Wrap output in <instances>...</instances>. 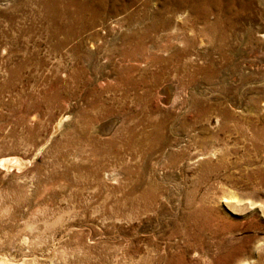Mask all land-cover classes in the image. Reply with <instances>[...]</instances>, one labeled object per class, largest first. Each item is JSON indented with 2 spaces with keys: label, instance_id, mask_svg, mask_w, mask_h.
<instances>
[{
  "label": "rangeland",
  "instance_id": "374dc122",
  "mask_svg": "<svg viewBox=\"0 0 264 264\" xmlns=\"http://www.w3.org/2000/svg\"><path fill=\"white\" fill-rule=\"evenodd\" d=\"M0 264H264V0H0Z\"/></svg>",
  "mask_w": 264,
  "mask_h": 264
},
{
  "label": "bare ground",
  "instance_id": "6f19581e",
  "mask_svg": "<svg viewBox=\"0 0 264 264\" xmlns=\"http://www.w3.org/2000/svg\"><path fill=\"white\" fill-rule=\"evenodd\" d=\"M168 1H173V0H168ZM175 1V0H174ZM215 1V0H214ZM213 2V1H212ZM191 3V2H190ZM72 5V4H71ZM178 5V4H177ZM86 6V5H85ZM204 8V7H203ZM5 51V50H4ZM67 120V118H66V113H64L62 116H61V118H60V121H63V120ZM14 159V158H13ZM17 160V159H16ZM11 162V161H10ZM17 162V161H16Z\"/></svg>",
  "mask_w": 264,
  "mask_h": 264
}]
</instances>
